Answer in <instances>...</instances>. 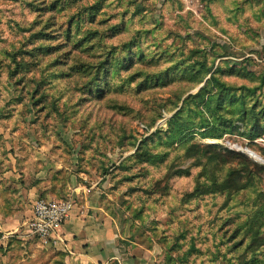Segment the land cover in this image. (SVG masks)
<instances>
[{"label": "rangeland", "instance_id": "1", "mask_svg": "<svg viewBox=\"0 0 264 264\" xmlns=\"http://www.w3.org/2000/svg\"><path fill=\"white\" fill-rule=\"evenodd\" d=\"M8 154L58 171L38 198L97 188L143 264H264V0H0ZM25 231L0 264H51Z\"/></svg>", "mask_w": 264, "mask_h": 264}, {"label": "crops", "instance_id": "2", "mask_svg": "<svg viewBox=\"0 0 264 264\" xmlns=\"http://www.w3.org/2000/svg\"><path fill=\"white\" fill-rule=\"evenodd\" d=\"M0 162V239H4L32 217L33 203L39 195L60 193V179L58 171L51 175L25 173L12 154ZM61 192H71L75 204L67 221L45 243L47 250L55 253L51 264H143L139 255L130 252L135 244L125 242L117 223L103 208L97 188L83 186L70 178ZM25 214L30 217L20 224Z\"/></svg>", "mask_w": 264, "mask_h": 264}, {"label": "built area", "instance_id": "3", "mask_svg": "<svg viewBox=\"0 0 264 264\" xmlns=\"http://www.w3.org/2000/svg\"><path fill=\"white\" fill-rule=\"evenodd\" d=\"M74 204L73 197L35 199L32 217L24 224L25 232L46 243L56 235L57 230L67 221Z\"/></svg>", "mask_w": 264, "mask_h": 264}, {"label": "trees", "instance_id": "4", "mask_svg": "<svg viewBox=\"0 0 264 264\" xmlns=\"http://www.w3.org/2000/svg\"><path fill=\"white\" fill-rule=\"evenodd\" d=\"M138 156L141 158V160H150L157 158L160 155H153L148 151H142L138 154ZM249 229L253 230V241H256L258 244H264V222H259L258 226H255L253 223L252 225H249Z\"/></svg>", "mask_w": 264, "mask_h": 264}]
</instances>
